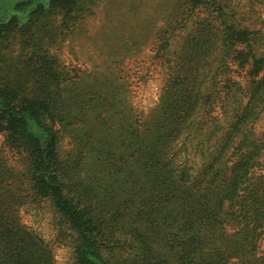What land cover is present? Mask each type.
Wrapping results in <instances>:
<instances>
[{"label":"rangeland","instance_id":"374dc122","mask_svg":"<svg viewBox=\"0 0 264 264\" xmlns=\"http://www.w3.org/2000/svg\"><path fill=\"white\" fill-rule=\"evenodd\" d=\"M11 1L0 0V11ZM216 1L222 5L219 18L191 0H85L66 23L57 12L42 17L38 41L27 34L0 43V83L20 85L19 97L40 94L54 115L92 119L60 128L57 150L67 173L64 184L78 189L70 193L104 218L108 264L139 259L140 234L152 235L135 219L144 205L155 207L149 202L157 179L147 167L143 178L133 174L142 168L135 155L144 133L155 136L158 148L165 145L167 160L194 165L192 138L220 136L237 119L252 81L261 79L262 72L250 67L246 45L231 39L224 23L254 32L259 55L264 0ZM189 67L195 78L183 72ZM191 89H197L196 99L190 107L181 105L174 118L175 108L166 103ZM68 97L79 103L66 105L62 99ZM2 128L0 122L1 221L33 235L52 264H77L73 233L48 198L31 189L26 154L5 145ZM254 130L264 131V112ZM122 155L125 162L118 160Z\"/></svg>","mask_w":264,"mask_h":264},{"label":"trees","instance_id":"16d2710c","mask_svg":"<svg viewBox=\"0 0 264 264\" xmlns=\"http://www.w3.org/2000/svg\"><path fill=\"white\" fill-rule=\"evenodd\" d=\"M84 1L12 0L0 11V43L13 35L24 38L27 34L38 41L42 17L57 12L66 23L75 17ZM191 2L211 9L217 18L221 16L222 5L216 0ZM224 28L231 39L246 45L251 54L250 67L256 74L262 72L261 79L252 81L237 119L220 136L213 140L210 137L215 133H207L204 138H192L190 150L197 159L194 165L167 160L165 145L161 142L158 148L155 136L149 130L144 133L135 155L136 164L141 163L142 168L133 174L143 178L147 167L157 179L151 185L155 189L149 202H155V207L144 205L135 219L152 235L140 234L142 256L123 264H264V131L254 130L256 119L264 112V52L256 55L258 39L252 36L254 32L226 23ZM191 68L183 72L195 78ZM184 80H188L186 76ZM19 89L18 84L0 83V122L5 145L26 154L31 189L48 198L64 218L74 235L76 263L108 264L103 250L111 241L104 218L84 205L81 196L70 193L78 189L64 184L67 173H63L57 150L60 128L92 119L69 113L54 115L43 96L33 93L32 97H19ZM193 90L166 103L167 107L175 108L174 114L181 105L190 107L198 94L197 89L192 93ZM62 102L79 103L75 97L63 98ZM173 116L176 118L177 114ZM151 147L158 149L147 155ZM118 160L127 159L122 155ZM0 196L2 206L4 197ZM19 233L22 236L18 238ZM162 250L169 254L164 256ZM0 264L52 263L47 249L41 248L33 235L18 231L0 217Z\"/></svg>","mask_w":264,"mask_h":264}]
</instances>
